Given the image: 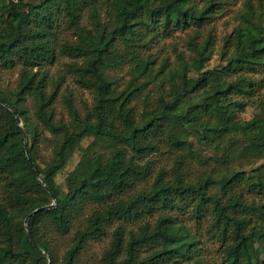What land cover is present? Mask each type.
<instances>
[{"label": "trees", "instance_id": "1", "mask_svg": "<svg viewBox=\"0 0 264 264\" xmlns=\"http://www.w3.org/2000/svg\"><path fill=\"white\" fill-rule=\"evenodd\" d=\"M237 0H0V69L19 65L16 89L0 85V264H89V246L118 223L100 264H210L203 259L189 224L192 219L218 242L219 264H264V0H242L239 21L223 44L225 63L210 68L214 38L193 46L194 56L158 62L149 47L177 32L198 33ZM88 13L90 25L83 24ZM107 17L106 20L102 16ZM74 39L60 41L62 30ZM197 37V35H196ZM60 52L76 57L70 72L93 94L82 114L71 93L64 96L71 122L56 119L53 103L60 84L47 64ZM184 55V54H183ZM128 67L119 89L109 72ZM160 83L154 94L150 86ZM167 84V85H166ZM149 90V91H147ZM147 91V92H146ZM36 100L35 110L27 106ZM258 113L245 119L248 107ZM28 148L41 179L28 159ZM211 148L223 146L215 165L195 179L184 175L183 159L172 175L153 158L160 145L202 160L190 137ZM90 142L85 146V141ZM51 148L45 159L42 144ZM76 152L79 162L57 181ZM209 162V163H208ZM73 232L63 255L55 239ZM146 253L143 255L142 253Z\"/></svg>", "mask_w": 264, "mask_h": 264}, {"label": "rangeland", "instance_id": "2", "mask_svg": "<svg viewBox=\"0 0 264 264\" xmlns=\"http://www.w3.org/2000/svg\"><path fill=\"white\" fill-rule=\"evenodd\" d=\"M242 7V0L232 1L229 5L218 13L215 20L210 25H206L203 29H200L196 35H193L192 31L177 32L170 37L161 38L159 42H154L152 46L149 47V53L158 59V62L162 60H168L171 64H175L177 61H181L180 56L188 59L189 56L194 54L192 43H200L206 39L209 35L214 38L215 49L210 62V68L219 67L225 63L221 59V50L223 44L226 42L228 37L233 33L235 27L238 25L239 21L235 19V12ZM103 20H106L105 15L102 16ZM259 23L264 26V12L258 18ZM83 24L90 25V16L88 13L83 15ZM60 34V41L65 39H74L73 35L69 30H62ZM184 54V55H183ZM195 55V54H194ZM193 55V56H194ZM75 61H79L78 58L72 57L70 55L60 52V48L57 49V59L54 63L47 64V69L50 72V77L57 80L60 84V90L58 96L53 103L56 119H62L67 123L71 122V117L68 108L65 103L64 96L66 93H71L75 104L79 107L82 114L86 113V105L90 106L93 102V94L90 90L82 87L76 80L75 76L70 72L69 64ZM20 66L19 65H9L2 66L0 69V85L5 91H11L16 89L20 81ZM119 81V89H123L129 82L131 74L128 67L114 69L109 72ZM167 85V84H166ZM162 87L160 83H155L150 86L149 90H152L154 94L158 93ZM147 90V91H149ZM146 91V92H147ZM36 100L33 97H29L27 101L28 109L31 113L35 110ZM258 113L256 107H248L242 116L245 119H250ZM192 147L199 151L202 160L207 162L210 157L221 156L223 153V146L218 145L215 147H205L196 141L195 136L190 137ZM90 140L85 141L86 146ZM42 152L45 159L50 156L51 148L47 143L42 144ZM149 158H153V174L150 176V181H152L156 174H158L161 168L168 170L169 175H172V166L177 159H183L184 167L182 171L186 178L195 179L204 173L205 170L211 169L215 165L214 161H210L209 164H203L201 160L195 158H188L183 152H179L171 149L167 145H160L156 148L153 146L152 153L144 157L141 162ZM90 156L82 155L81 152H76L72 160L68 164L67 168L58 175L57 181L61 184L64 183L67 173L72 170L79 162L85 164H90ZM264 163V157L258 161V164ZM180 219L184 220L190 225L195 236L200 240V244L197 246L198 250L203 259L207 260L210 264H219L222 259V252L218 248V242L214 237L207 232L208 222L203 221L201 226L195 223L192 219L191 208L186 207L184 210L177 211ZM118 223H113L108 227L107 234L103 236L100 240L94 241L84 254L83 260L89 264H100L101 257L105 251V248L110 244L113 238V232ZM73 237V232L67 236H59L55 239L56 249L59 255H63L67 247L71 244ZM146 255V253H142ZM183 264V263H182ZM185 264V263H184Z\"/></svg>", "mask_w": 264, "mask_h": 264}, {"label": "water", "instance_id": "3", "mask_svg": "<svg viewBox=\"0 0 264 264\" xmlns=\"http://www.w3.org/2000/svg\"><path fill=\"white\" fill-rule=\"evenodd\" d=\"M14 111V110H13ZM14 114H15V116H16V118H17V121H18V125L21 127V129L23 130V132L25 133V131H24V127H23V122H22V119H21V117H20V115L16 112V111H14ZM25 149H26V154H27V156H28V159L31 161V163H32V165L35 167V169H36V171H37V178H38V180L40 181V183L42 184V185H44L45 187H46V189L50 192V194H51V196H52V200H53V202L50 204V205H46V206H42V207H40V208H37V209H35L26 219H25V228L27 229V231H28V234H29V236H30V239L33 241V237H32V233H31V229H30V227H29V225H28V219H29V217L31 216V215H33V214H36L37 212H39V211H41V210H43V209H49V208H53V207H55L56 206V204H57V199H56V196H55V194H54V192L52 191V190H50V188L44 183V181L41 179V173H40V171H39V169L35 166V163H34V161L32 160V157H31V154H30V151H29V148H28V140H27V136H26V133H25ZM36 246L41 250V251H43L46 255H47V257L49 258V264H52V261H51V259H50V256L47 254V252L40 246V245H38V244H36Z\"/></svg>", "mask_w": 264, "mask_h": 264}]
</instances>
